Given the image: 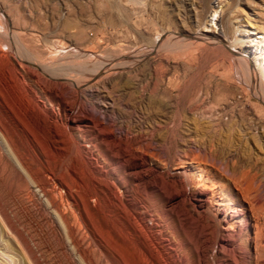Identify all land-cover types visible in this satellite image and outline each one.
Masks as SVG:
<instances>
[{"label":"rangeland","instance_id":"1","mask_svg":"<svg viewBox=\"0 0 264 264\" xmlns=\"http://www.w3.org/2000/svg\"><path fill=\"white\" fill-rule=\"evenodd\" d=\"M213 2L219 3L217 23L205 30ZM263 31L264 0H0V65L14 66L33 97L21 95L16 103L0 94L2 116L19 134L17 146H8L0 132V264H88L64 216L83 248L90 235L83 239L80 221L95 224L90 234L100 245L112 231L95 201L88 207L97 219L90 220L84 193L69 172L80 151L116 146L105 129L96 136L99 130L86 128L90 114L104 119L107 129L112 120L114 133L129 132L117 138L118 146H147V162L157 172L141 180L117 176V166L99 161L118 188L121 199L115 201H132L178 253L186 237L180 212L163 191L140 183L164 179L170 185L183 179L185 169L208 188L216 185L217 202L248 207L230 178L236 168L248 172L264 199V61L249 65L240 56ZM21 155L32 159L30 168ZM40 168L59 209L37 182ZM220 186L228 189L223 200ZM186 208L197 217L190 202ZM215 213L222 221L223 213ZM253 232L249 226L247 233ZM240 239L254 254L246 232ZM92 256L99 260L97 252ZM228 258L212 246L206 256L208 264H228Z\"/></svg>","mask_w":264,"mask_h":264},{"label":"bare ground","instance_id":"2","mask_svg":"<svg viewBox=\"0 0 264 264\" xmlns=\"http://www.w3.org/2000/svg\"><path fill=\"white\" fill-rule=\"evenodd\" d=\"M213 3V8L206 21L207 25L205 26V30H211L210 27L217 23L219 3ZM212 31L216 32L215 29ZM255 37L254 45H245L244 49H242L243 53L240 54V56L242 55L241 58H244V60H241L247 62L249 65H251V59L255 60V62L259 61L260 64L261 60L264 61V31L258 37ZM252 41H254V39H252ZM234 42L241 43L243 39L235 38ZM1 61L2 57L0 55V62ZM259 69L260 72H257L264 75V68L260 67ZM0 94L6 97H12L16 103L20 101L19 97L21 95V97L33 98L31 90L23 86L19 71L14 66H10L9 68L6 65H0ZM104 121V119H99L90 114L83 122L87 129L99 130L96 136L102 135L100 128L105 129L108 133L107 141H110V143L116 142V146H107L106 144V146H100L102 149H99V146H91L85 151H80L76 157L77 160H75L69 172L73 176L75 186L82 189L81 191L84 193V199L87 208H89L87 211H89L88 215L90 220L94 222L97 219V214L88 207L91 201H95L98 212L104 219V223L108 226L113 224L114 227H112V231L106 234L104 241H102L100 245L96 242V237L90 234V232L93 233L96 229L95 224L93 223V226L90 227L88 223L85 222L86 220L80 221V225L85 228V234L82 232L83 235H80H82L83 239L90 235L88 247L83 248L74 225L72 226L67 221L66 216L63 217L65 223L61 220L63 225H67L70 238L75 242L74 245L78 247L80 255L85 259L86 263L208 264L206 256L209 248L212 246V251H216L222 255H228V264H264V199L259 193L258 186L253 185L250 181L247 171H239L233 168L230 171V178L238 195L248 203V207H231L229 205H224L222 202H217L214 200L215 196H217V194H215L216 192H214V187H216V185L213 188H208L205 183H203L200 176L194 179L192 174V179L185 169L182 170L183 179L176 183H171L170 185H165V181L163 182L164 179H161L162 181L160 180L159 182L151 183L139 182L156 194L163 191L171 206L177 208L178 212H180L179 222L183 231L186 233V237L183 238V242L180 243L182 245V247L180 246L182 253H178L176 249L171 246L170 242H168L169 240L166 241L161 238L158 233L159 229L156 228V223L152 220L148 221L144 213L135 207L132 201L127 200L125 202L121 201L120 203L115 201L116 197L121 199L117 191L118 188L115 183L107 178V172L100 164L99 158L102 159L109 168H113V165L117 166L120 172L116 173L114 170L112 172H115L117 176H120L122 172L124 174L123 178L127 175L130 176L131 179L141 180L144 175L146 176L147 172L154 174L157 171L153 166H149L147 162L148 153L145 151L147 146H118L120 143L117 145V142H119L117 138H121L122 136L127 138L129 132L127 130L124 132L125 130L116 129L114 133L112 130L113 121H106V124L110 126L111 129L105 127ZM0 132L3 135L5 144L8 146H17L19 134L11 126L10 121L2 116L1 105ZM101 137L103 138V136ZM19 144L22 146H29L27 142L22 139H20ZM71 149L72 153L76 150L74 145ZM91 149L97 150V156L92 154ZM135 151H138L139 154H134ZM20 158V161H22L27 168H30L28 164L32 159H30L28 155H21ZM181 167L184 168L183 165ZM60 173L62 175L65 173V165L63 163H61ZM44 174L40 168L34 175L37 176V178H35L42 187V190H45L43 191L44 193L46 192L50 205L59 209L60 204L58 205L53 199L54 194L52 195V190L49 189L51 187L50 181ZM199 183L203 186L199 187ZM219 188L220 196L218 199L223 200V191L228 192V189L222 186ZM106 191H108V193ZM44 193L43 195H45ZM192 196H194L193 201H191ZM66 200L69 199L67 198ZM75 200H77L76 197ZM187 202L191 203L192 209L197 214V217L191 215L188 208H186ZM77 205L78 204H76V206ZM216 211L223 213L224 218L220 222L214 219ZM63 213L65 212L63 211ZM211 222H213V224H210ZM249 226H252L254 229L252 236L247 233V228ZM242 232H246L247 242H249V239H252L254 242V254H251L247 250V247L240 242V233ZM90 245L93 248H89ZM123 251H126L131 257H124ZM95 252H97L99 256L98 261L94 260L92 256Z\"/></svg>","mask_w":264,"mask_h":264}]
</instances>
